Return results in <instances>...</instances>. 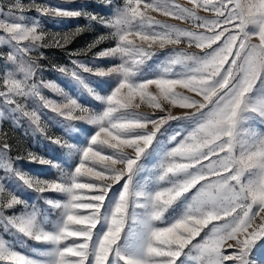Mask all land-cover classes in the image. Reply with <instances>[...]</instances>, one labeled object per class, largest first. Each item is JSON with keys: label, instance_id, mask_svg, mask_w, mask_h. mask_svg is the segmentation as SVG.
I'll list each match as a JSON object with an SVG mask.
<instances>
[{"label": "snow or ice", "instance_id": "6c2138e0", "mask_svg": "<svg viewBox=\"0 0 264 264\" xmlns=\"http://www.w3.org/2000/svg\"><path fill=\"white\" fill-rule=\"evenodd\" d=\"M33 7L43 16L85 17L112 30L115 46L96 56L119 63L104 68L73 60L74 68L58 69L95 106L33 79L40 66L29 54L49 46L39 19L23 14ZM6 15L0 44L10 51L0 75V117L27 119L45 134L41 112L27 107L38 100L61 118L65 134L83 133L71 137L83 147L46 136L74 153L73 170L59 179L32 176L7 159L0 165L50 206L29 205L0 178V226L21 242L47 246L35 258L0 236V264H264V0H124L110 20L16 0ZM81 31L65 33L55 46ZM192 47L200 53L186 50ZM165 49L160 60L157 50ZM153 57L156 70L145 72ZM83 73L113 79L90 83ZM42 87L64 100H48ZM174 108L188 111L174 114ZM9 148L0 144V153ZM28 160L59 167L34 153ZM49 192L64 199L43 195ZM16 206L23 211L5 214ZM52 210H58L54 220Z\"/></svg>", "mask_w": 264, "mask_h": 264}, {"label": "rangeland", "instance_id": "374dc122", "mask_svg": "<svg viewBox=\"0 0 264 264\" xmlns=\"http://www.w3.org/2000/svg\"><path fill=\"white\" fill-rule=\"evenodd\" d=\"M15 2L16 0H0V19L8 18L6 14L8 13L10 6ZM178 2L187 5L188 0H178ZM21 3H23L24 5L35 3L39 5L59 7L68 10H83L86 12L94 13L98 17H103L105 20H110L123 7L124 0H73V2H66V0H21ZM17 14H19L18 11ZM23 14L29 18L39 19L40 24L42 25L44 31L47 33L45 41L49 45L47 47L37 48L35 51L29 54L31 60L35 61L40 66L37 72V76L33 79L43 81L45 83L54 84L63 89V91L68 93L69 95H74L81 102L87 101L91 106H95L96 104H98V102L94 101L92 97L89 96L86 92L80 90L72 82L69 76L61 74L58 69L61 67H65L68 69L74 68L75 66L72 64L73 60H77L89 67L104 68H108L114 63H119L118 60L97 58L96 56L98 52L106 48L115 46V40L110 37V32L112 30L105 27L99 21H91L86 19L85 17L50 18L48 16H43L41 13L37 12L34 7L25 10ZM153 15L156 16L157 19H160L166 23L177 24L179 27L191 26L189 24L174 20L170 17L161 16L158 13H153ZM78 27L81 28L82 31L72 37L68 44H66L64 47L55 46V39H59L65 33L74 32ZM0 35L4 34L0 32ZM100 36L109 38L91 48V50H87L88 46L91 45ZM179 47L181 49H185L186 45L181 44ZM186 50L197 54L200 53V50L196 49L195 47L187 48ZM9 51L10 48L7 45L0 44V75L3 74V70L5 68V65L7 64L5 57ZM167 51L168 49L157 50L160 60H163V53H166ZM25 59L27 60L28 57H25ZM158 63L159 60H157L156 57H153V60L149 61L148 64L145 65V72L155 71ZM83 75L90 83L102 79L108 81H111L113 79L111 77L99 78L87 73H83ZM93 87H95L94 83ZM73 89H75V91H73ZM41 94L48 100L55 101L57 103H60L64 100V96L59 92L54 91L52 88L42 87ZM27 107L29 110H32L34 108L39 109V111L41 112V125L44 127L46 135L35 131L33 129V126L30 125L27 119L19 118L6 112L4 117H0V144L7 142L10 145V148L7 153H0V165L5 162V159H7V161L11 162L14 169H19L32 176H37L49 180L59 179L62 172L70 173L73 170L70 165L74 164L75 162L74 153L67 148H61L52 143L49 139L46 138V136L68 140L69 143H72L77 148H79L83 147V145L78 144L77 141L75 139H72L71 137H74L76 135L83 136V133L73 132L65 134V132L62 130V125L59 123L61 118L58 117L55 113L51 112L49 109L43 108L42 103L38 100L29 99L27 101ZM4 108L5 106L2 102H0V110H3ZM184 111L188 110L179 108L173 109L174 114H180ZM170 124L173 126V128L177 126V122H170ZM84 126L88 128L95 127L93 125L87 124H84ZM171 131L172 130L170 129L169 132H165V143H167V137L171 135ZM29 153H34L46 159L52 160L53 163L59 165V167L29 163ZM153 165L154 162L149 163L146 166L148 168H151ZM0 178L4 179L7 188L15 191L16 194L27 201L29 205L39 207L45 211L49 210L50 206L45 203V200L42 198L41 194L23 187L20 182L16 180V178L12 175V173L6 171L3 167H0ZM115 187L118 188L119 185H116ZM43 195L53 200L64 199L63 194L59 193L49 192ZM22 211V206H16L14 209L5 210V214H19ZM57 216L58 210H52L51 212H49L50 220H54L55 218H57ZM209 227H211V225H209ZM205 231H207V229H205ZM201 235H203V233H201ZM0 236H3L4 239L9 240L13 244H15L17 250L30 255H34L35 258H41L39 256V251H42L47 247L45 245H40L36 242H32L26 239L21 242L20 238L16 237L15 233L5 232L2 226H0ZM197 239H199V237ZM33 249H36L37 252L33 253ZM256 255L257 258H260L259 252H257ZM181 259H184V257H181ZM177 264H179V261L177 262ZM187 264H192V262L188 261Z\"/></svg>", "mask_w": 264, "mask_h": 264}]
</instances>
